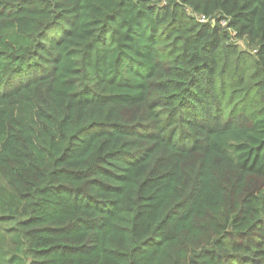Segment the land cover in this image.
I'll return each instance as SVG.
<instances>
[{
	"label": "trees",
	"instance_id": "1",
	"mask_svg": "<svg viewBox=\"0 0 264 264\" xmlns=\"http://www.w3.org/2000/svg\"><path fill=\"white\" fill-rule=\"evenodd\" d=\"M0 264H264V0H0Z\"/></svg>",
	"mask_w": 264,
	"mask_h": 264
},
{
	"label": "rangeland",
	"instance_id": "2",
	"mask_svg": "<svg viewBox=\"0 0 264 264\" xmlns=\"http://www.w3.org/2000/svg\"><path fill=\"white\" fill-rule=\"evenodd\" d=\"M237 44H238L239 48H241V49H246V48H247V47H246L243 43H241V42H238Z\"/></svg>",
	"mask_w": 264,
	"mask_h": 264
},
{
	"label": "built area",
	"instance_id": "3",
	"mask_svg": "<svg viewBox=\"0 0 264 264\" xmlns=\"http://www.w3.org/2000/svg\"><path fill=\"white\" fill-rule=\"evenodd\" d=\"M201 20H202V18H201ZM224 24V23H223Z\"/></svg>",
	"mask_w": 264,
	"mask_h": 264
}]
</instances>
